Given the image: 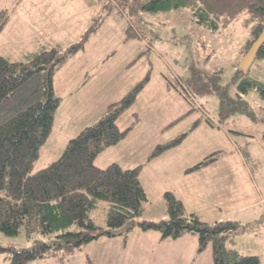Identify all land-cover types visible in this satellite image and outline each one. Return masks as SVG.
<instances>
[{
  "label": "rangeland",
  "instance_id": "obj_1",
  "mask_svg": "<svg viewBox=\"0 0 264 264\" xmlns=\"http://www.w3.org/2000/svg\"><path fill=\"white\" fill-rule=\"evenodd\" d=\"M144 1L0 0V12L5 10L11 15L0 32V55L13 61H27L34 53L53 44L68 50L89 35L84 49L67 58L55 73V94L61 97V104L33 172L58 159L70 139L103 115L105 106L121 99L150 73L149 83L132 108L118 121L125 129L124 125L129 121L127 116L135 119L133 114L136 113L141 120L139 126L95 160V164L102 168L111 163H118L124 169L142 165L140 179L148 201L144 203L139 220L169 218L164 194L167 188L176 187L177 182L173 178L165 179L161 169L158 173L147 171L148 160L158 144L187 132L180 145L183 152L206 157L224 148L226 157L222 163L245 165L244 169H249L250 180L254 182L250 184L253 193L251 186L247 189L250 196L255 192L260 200L259 188L264 187V97L257 89L244 94L239 83L244 76L264 82V58L256 59L248 70H242L238 79H234L247 54L244 50L250 37V16L245 13L228 26L211 29L194 21L187 9L154 13L142 9ZM105 3L108 6L104 7ZM94 28L96 31L91 32ZM82 71H85L84 77ZM93 75L97 81L91 84L90 90L98 96L96 101H102L100 106L84 101L79 91L80 83ZM218 82L219 90L226 88L236 105L235 112H228L227 118L221 121L223 133L209 129L207 121L216 118L220 121L221 118L218 87L213 86ZM239 97L248 102L249 111L237 108ZM222 110L227 112L231 108ZM197 121L200 126L192 131ZM183 158L187 161L186 156ZM235 173L231 182L236 192L241 190L238 187L247 185V179L245 175L235 176ZM236 179H239L238 184ZM107 209V204L100 203L91 211V218L97 226L106 228ZM201 209L198 202L196 210L201 214L200 219L207 222L203 217H208V223H215L213 215ZM261 210L257 207L249 213L250 217L256 214L252 219L225 216L227 220L240 223L225 244L240 253L259 256L264 264V223L259 224ZM152 233L136 228L129 235L131 250L137 248L143 252L147 249L148 252L147 263L136 264H168L164 254L176 249L177 244L172 238L170 246L173 248H167L169 243L164 247L150 240ZM155 234L160 237L158 232ZM36 240L46 238L38 234L28 238L24 230L16 236L0 232V247L30 248ZM125 242L124 235L100 237L69 256L59 253L27 264H118ZM208 250L212 253L211 243L203 250L204 254L207 255ZM12 255L10 251L0 253V264H10ZM210 259L209 254L203 264H212Z\"/></svg>",
  "mask_w": 264,
  "mask_h": 264
},
{
  "label": "trees",
  "instance_id": "obj_2",
  "mask_svg": "<svg viewBox=\"0 0 264 264\" xmlns=\"http://www.w3.org/2000/svg\"><path fill=\"white\" fill-rule=\"evenodd\" d=\"M142 9L154 13L187 9L194 21L211 29L228 26L246 13L251 26L245 54L264 28V0H146ZM10 18L5 10L0 12V32ZM88 36L68 50H63L59 44L43 48L27 61H13L0 55V232L16 236L24 230L28 238L34 234L46 238L36 240L30 248L1 246L0 253L13 254L10 264H27L59 253L69 256L100 237L124 235L127 241L129 233L139 228L157 231L162 238L177 239L186 233L195 234L199 251L212 244L213 264H261L259 256L226 246L228 237L240 226L238 221L204 222L198 215L188 213L182 200L171 191L164 194L168 219L139 220L148 201L140 179L142 165L124 169L118 163L104 168L95 164L102 152L117 145L138 123L136 113L125 129L118 121L149 83L150 73L121 99L110 103L95 123L70 139L58 159L33 172L61 104V97L55 94V73L67 58L84 49ZM263 58L264 43L256 59ZM241 71H237L235 80ZM241 79L239 89L244 94L257 89L264 97V82L245 76ZM213 86L218 87L221 122L228 112H235L236 105L226 88L219 90L220 82ZM237 101L240 104L237 108L249 111L246 100L239 97ZM224 107L231 111H223ZM207 121L214 126L210 119ZM199 124L200 121L195 122L191 130ZM187 135L188 132L158 144L151 158L178 146ZM222 153L219 150L207 155L186 172L216 162ZM100 203L108 205L106 228L97 226L91 218V211Z\"/></svg>",
  "mask_w": 264,
  "mask_h": 264
},
{
  "label": "crops",
  "instance_id": "obj_3",
  "mask_svg": "<svg viewBox=\"0 0 264 264\" xmlns=\"http://www.w3.org/2000/svg\"><path fill=\"white\" fill-rule=\"evenodd\" d=\"M82 73L84 77L85 71H82ZM96 81H97L96 75H93L89 77L88 79H86L85 81H82L80 83L81 85L79 87V91H80V94H83L84 101L93 102L97 104L98 106H100V104H102L101 103L102 101H96L98 100V96H96V93H93L90 90V87ZM103 102L105 101L103 100ZM107 106H105V108L103 109V113ZM127 117L129 118H127L126 120L129 119V121L126 123V125H124L125 127H128L129 124L132 122L130 121L131 118L133 120V116L131 118L130 116H127ZM120 119H122V117ZM140 121L141 120L138 121L135 127L139 126ZM211 121L214 123V126L209 125V129L215 130L218 133H223L222 132L223 122H220L218 118L213 119ZM199 126L200 124L197 126V128ZM134 129L131 132H133ZM181 144L164 151L163 153H161L160 155L154 158H150L148 160L149 166L147 168V171L153 170L157 172L158 169H161L164 173L165 179H169V178L175 179V181L177 182L176 187L174 188L169 187L167 188L166 191L173 192L180 200H182L185 206V209L188 213H194L200 216L201 214L199 213V210H196V204L199 202L202 206V209H201L202 212L209 211L210 214L213 215L212 218L213 220H215L214 222L226 221L227 220L226 218H230L233 215H239V216H243L244 218L247 217L250 219L256 218V214L255 216L250 217L249 213L254 211L255 208L257 209V207L262 209L260 211V216L264 214V187L263 189L259 188L260 189L259 192L261 196L260 200L256 198L255 192H254V195L251 194L250 196V191L247 188H249L250 186H251L250 188H252V185L250 184H254V182L253 180H250L251 173L249 172V169L247 170L244 169L245 165L243 166L241 164L222 163V161L225 160L224 158L226 156H224L225 149L220 148L219 150L223 151V153L216 162L206 167H202L198 170H194V171L187 173L186 170L188 168L193 167L197 163H199L204 158V156L200 157L197 153L189 154V153L183 152L181 148L182 146H180ZM183 155L187 157V161H185V159L183 158ZM247 167H248V164H247ZM242 170H245V171L241 172ZM234 172L237 173V175L235 176L242 174V175H245L247 179L246 181L247 185L244 184L242 187L237 186L241 190L238 189L236 190V192L231 182ZM263 176H264V169H263ZM237 180L239 179H236V182H235L236 184H238L239 182ZM252 193H253V188H252ZM252 195L253 197L254 196L255 197L253 198ZM200 218L202 217L200 216ZM203 218H205V221L209 222V219H207L208 217H203ZM216 218H219V219H216ZM134 230H132L129 233V235L133 233ZM150 231H153V230H150ZM150 231H148V233H150ZM143 232H147V231H143ZM155 232L157 231H153V233L149 236L150 240H155L157 244H163L164 247L167 245V243H169V246L167 245L168 246L167 248H173V246H170V243H172V240H170L171 238H162L161 234L158 232L160 234V237H159L155 234ZM173 240H174L173 243L177 244L175 246L176 249H172V250L170 249L171 251L170 253L164 254L166 258V263L168 264H183V263L184 264H203V259H206V258L209 259V254H210L211 255L210 261L213 264V251L211 253V250H208L209 253H207V255L206 253L204 254L203 251L200 252L198 238L195 234L186 233L182 235L181 237L177 239H173ZM128 242L129 240L125 242V245L124 244L122 245L123 249L125 248V250L121 252V255L119 254L120 258H119L118 264H136L138 262L147 263V257H148V252H146L147 249L144 250L143 252H141L137 248L131 250L128 247ZM136 252H139V254H137ZM140 258L144 261H141Z\"/></svg>",
  "mask_w": 264,
  "mask_h": 264
},
{
  "label": "water",
  "instance_id": "obj_4",
  "mask_svg": "<svg viewBox=\"0 0 264 264\" xmlns=\"http://www.w3.org/2000/svg\"><path fill=\"white\" fill-rule=\"evenodd\" d=\"M263 43H264V28L261 34L259 35V37L256 39V41L252 44V46L248 50L247 54L242 59L240 63L241 70L246 71L252 66V64L256 60L258 51ZM259 223H264V214L262 215Z\"/></svg>",
  "mask_w": 264,
  "mask_h": 264
}]
</instances>
